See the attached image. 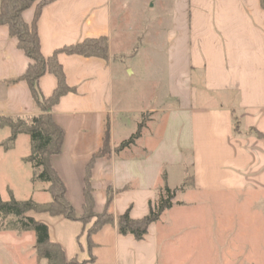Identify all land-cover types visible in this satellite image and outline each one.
<instances>
[{
    "label": "crops",
    "instance_id": "0c3cea01",
    "mask_svg": "<svg viewBox=\"0 0 264 264\" xmlns=\"http://www.w3.org/2000/svg\"><path fill=\"white\" fill-rule=\"evenodd\" d=\"M48 1L37 21L44 57L86 39L109 41L108 60L58 55L74 91L52 109L65 139L51 162L77 215L83 213L86 171L102 148L106 119L111 153L98 159L91 173L96 213L106 209L110 192L109 213L118 217L129 210L131 218L141 219L164 185L172 190L188 185L140 241L108 224L92 235L89 248L91 224L84 229L79 221L47 213L27 217L45 224L67 260L81 264H264L262 1ZM119 7H170L161 36L143 38L134 53L138 33L135 43L129 41ZM35 14L36 5L24 12L25 22L31 25ZM158 21L149 25L160 28ZM30 63L9 29L0 26V117L39 114L29 84L18 80ZM57 83L53 74L44 75L38 83L42 96L49 98ZM146 112L152 115L140 138L117 152ZM30 155L31 148L22 160L32 182V165L25 161ZM46 189L47 184L32 182L24 198L10 195L47 204ZM3 230L0 264H48L37 257L35 237L25 246L22 233Z\"/></svg>",
    "mask_w": 264,
    "mask_h": 264
},
{
    "label": "trees",
    "instance_id": "16d2710c",
    "mask_svg": "<svg viewBox=\"0 0 264 264\" xmlns=\"http://www.w3.org/2000/svg\"><path fill=\"white\" fill-rule=\"evenodd\" d=\"M261 1L264 6V0ZM48 2V0H0V26H6L9 29L10 36L17 39L18 48L31 61L24 75L18 80L26 81L29 84L33 100L39 109V114L31 117H0V127H8L11 130V136L6 143L9 146L14 144L19 135L29 136L31 155L25 161L32 165V182L47 184L46 191L51 196V202L38 204L33 199L18 201L14 197L5 202L0 195V228L20 233L34 231L36 233L37 257L46 259L48 264H81L76 258L67 260L61 246L51 242L48 227L32 217H27V213H47L53 217L62 216L71 221L81 222L84 229L91 224L87 229L89 248L93 247L92 235L108 224L116 225L119 234L132 235L140 241L147 235L149 227L158 222L162 215L174 206L177 193L183 192L188 184L185 183L181 188L175 190L164 185L154 206L151 205L149 213L141 219L131 218L129 210L118 217L109 213L108 208L112 202L110 192L106 209L102 213H96L91 173L95 162L111 153V127L109 120L106 119L102 148L93 155L86 171L83 213L80 217L77 215L74 206L67 200L66 186L51 162L54 156L61 153L65 139L64 130L53 119L52 109L63 96L74 91L67 85L58 55L65 53L108 60L109 41L105 37L86 39L56 51L51 57H44L40 47L37 21L42 8ZM34 5H36L35 19L29 25L25 22L23 14ZM48 73L53 74L58 83L53 94L49 98H45L39 91L38 83ZM143 128L144 124L141 123L137 132L116 148L117 152L135 144L136 140L140 138ZM163 179L166 180L165 175H163ZM9 218L12 221L7 224L6 220Z\"/></svg>",
    "mask_w": 264,
    "mask_h": 264
},
{
    "label": "rangeland",
    "instance_id": "374dc122",
    "mask_svg": "<svg viewBox=\"0 0 264 264\" xmlns=\"http://www.w3.org/2000/svg\"><path fill=\"white\" fill-rule=\"evenodd\" d=\"M139 1V0H137ZM132 4H136V0L130 2ZM122 9V13L127 17V31L130 33V39L133 40V43L136 42L135 37L136 33H138V40L134 44L133 52L138 51L142 45L143 38L150 36L155 32V35L161 33L159 31L163 30L161 25H164V20L168 13V9L170 7H119ZM158 21V25L160 28L153 25H149V23H153ZM137 26V27H136ZM132 31V34H131ZM158 36V35H157ZM116 96L118 97V91L116 92ZM150 112H146L141 117V121L146 125L151 117ZM129 128L126 129V131ZM11 133L9 130L0 129V140L7 143ZM26 138H21L16 145V148L12 151L6 152L12 148L13 145L9 146L8 144H2L0 146V195L3 201L7 202L11 199V192L14 194L15 198L21 199L24 198L26 192L29 189L30 183L29 175L31 174V169L28 164H26L22 158L24 155L30 153L31 144L29 142V136H25ZM10 147V148H9ZM32 186V185H31ZM34 186V185H33ZM32 188V187H31ZM7 224L9 221H12L11 218L6 220ZM3 231H12V230H3ZM23 240L25 242V246H27L31 242V237H35L36 233L34 231H22Z\"/></svg>",
    "mask_w": 264,
    "mask_h": 264
}]
</instances>
